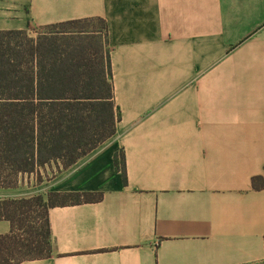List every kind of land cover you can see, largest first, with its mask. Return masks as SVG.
I'll use <instances>...</instances> for the list:
<instances>
[{
  "label": "crops",
  "instance_id": "0c3cea01",
  "mask_svg": "<svg viewBox=\"0 0 264 264\" xmlns=\"http://www.w3.org/2000/svg\"><path fill=\"white\" fill-rule=\"evenodd\" d=\"M92 17L108 26L116 135L0 200L103 197L52 208V256L19 264L264 259V0H0V31Z\"/></svg>",
  "mask_w": 264,
  "mask_h": 264
},
{
  "label": "trees",
  "instance_id": "16d2710c",
  "mask_svg": "<svg viewBox=\"0 0 264 264\" xmlns=\"http://www.w3.org/2000/svg\"><path fill=\"white\" fill-rule=\"evenodd\" d=\"M49 32L0 31V187L56 165L67 169L114 137L116 106L107 22L100 17L46 25ZM116 166L126 177L123 152ZM102 193L49 192L0 200V264L52 256V208L95 202ZM264 264V259L255 263Z\"/></svg>",
  "mask_w": 264,
  "mask_h": 264
},
{
  "label": "rangeland",
  "instance_id": "374dc122",
  "mask_svg": "<svg viewBox=\"0 0 264 264\" xmlns=\"http://www.w3.org/2000/svg\"><path fill=\"white\" fill-rule=\"evenodd\" d=\"M46 32H49V30L44 27H37V28H33L31 33L37 36L40 33H46ZM58 170L59 167H57L56 165H53L52 167H47L46 169H41V171L43 172V176L46 178L54 176Z\"/></svg>",
  "mask_w": 264,
  "mask_h": 264
}]
</instances>
